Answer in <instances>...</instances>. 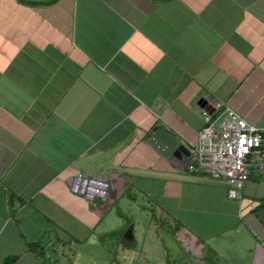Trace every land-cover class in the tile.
<instances>
[{
  "label": "crops",
  "instance_id": "1",
  "mask_svg": "<svg viewBox=\"0 0 264 264\" xmlns=\"http://www.w3.org/2000/svg\"><path fill=\"white\" fill-rule=\"evenodd\" d=\"M208 99L264 128V0H0V263L168 264L166 232L179 264H264V181L183 162ZM79 172L104 200L69 190Z\"/></svg>",
  "mask_w": 264,
  "mask_h": 264
},
{
  "label": "built area",
  "instance_id": "2",
  "mask_svg": "<svg viewBox=\"0 0 264 264\" xmlns=\"http://www.w3.org/2000/svg\"><path fill=\"white\" fill-rule=\"evenodd\" d=\"M205 106L188 172L208 174L238 192L253 172L264 181V128L248 123L221 101L208 99ZM68 187L89 202L104 200L108 193L104 178L83 172L73 176Z\"/></svg>",
  "mask_w": 264,
  "mask_h": 264
},
{
  "label": "water",
  "instance_id": "3",
  "mask_svg": "<svg viewBox=\"0 0 264 264\" xmlns=\"http://www.w3.org/2000/svg\"><path fill=\"white\" fill-rule=\"evenodd\" d=\"M149 142L164 156L169 157V159L177 164L179 159H184L181 154H184V146L179 143V141L174 138L169 132H167L164 128H158L154 134L151 136ZM186 166L190 164V161H183ZM256 214L264 223V206L260 207ZM120 242L125 247H131L134 242V236L132 233V226H129L128 229L125 231L123 236L120 239Z\"/></svg>",
  "mask_w": 264,
  "mask_h": 264
},
{
  "label": "rangeland",
  "instance_id": "4",
  "mask_svg": "<svg viewBox=\"0 0 264 264\" xmlns=\"http://www.w3.org/2000/svg\"><path fill=\"white\" fill-rule=\"evenodd\" d=\"M162 230H164V228H162ZM160 235V239L163 243V246L167 247L168 246V264H179L181 261V257L185 256V254H183L181 252V250H179L177 248V246L175 244H173L171 242V240L169 238H171L169 235H167L166 232L163 233H159ZM181 242V241H180ZM185 252L189 255H196L197 253L195 252V250H193V248H191L190 245L186 244L185 246ZM130 258V257H129ZM186 258V257H185ZM124 260V259H123ZM126 260V259H125ZM195 260V259H194ZM197 261V260H196ZM96 263V262H94ZM122 264V263H121ZM129 264V263H128ZM135 264V263H133ZM192 264H195V261L193 262L192 260ZM198 264H203L202 262H199Z\"/></svg>",
  "mask_w": 264,
  "mask_h": 264
},
{
  "label": "trees",
  "instance_id": "5",
  "mask_svg": "<svg viewBox=\"0 0 264 264\" xmlns=\"http://www.w3.org/2000/svg\"><path fill=\"white\" fill-rule=\"evenodd\" d=\"M260 202L261 203L264 202V196L260 199ZM150 212H151L152 219L156 222V225H157V223L158 224L160 223V225L163 224L162 221L158 222V219L155 217V214H154L153 211H150ZM157 230L159 231L158 227H157ZM30 248L33 249V250L37 249V253L38 254L41 253L42 256L44 255V253L41 252L42 250H41L39 244H37V243L36 244H32V245H30ZM16 258H17V255L8 256L0 264H13L14 261L16 260Z\"/></svg>",
  "mask_w": 264,
  "mask_h": 264
}]
</instances>
